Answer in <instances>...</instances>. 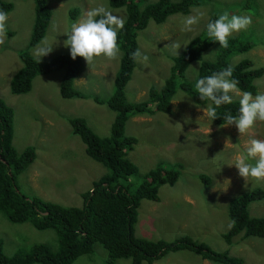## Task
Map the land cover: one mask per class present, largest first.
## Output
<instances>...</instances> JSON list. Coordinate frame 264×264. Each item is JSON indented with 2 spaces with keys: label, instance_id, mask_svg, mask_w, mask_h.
I'll return each instance as SVG.
<instances>
[{
  "label": "rangeland",
  "instance_id": "obj_1",
  "mask_svg": "<svg viewBox=\"0 0 264 264\" xmlns=\"http://www.w3.org/2000/svg\"><path fill=\"white\" fill-rule=\"evenodd\" d=\"M4 1L12 2L13 9L9 12L7 35L4 43L0 44V97L13 109L14 147L23 151L31 145L36 152L33 163L17 176L18 190L27 196H39L65 206L81 207L83 198L80 193L90 189L91 181L107 173L108 169L86 154L85 144L78 135L72 133L68 119L82 117L97 135L110 133L115 113L106 104L95 103L93 98L106 100L111 96L121 51L119 49L115 60L101 56L95 58L89 66L83 58L82 76L73 80V87L84 93L85 98L61 96L59 86L65 74L62 67L37 75L29 92L13 94L9 89V80L22 65L19 52L29 45L34 2ZM241 2L243 4V0H199V5L191 6L187 13L170 15L163 23L158 24L149 19L147 27L137 34L141 57L136 58V65L126 84V99L131 103L141 102L147 99L151 86L159 88L170 74L173 57H177L173 45L182 44L177 50L179 56L187 46L183 44L202 32L212 13L228 12L230 15L246 14L251 17L248 29L233 33L232 36L236 35L242 41L258 46L247 53L232 56V63L250 58L255 67L264 68V44L260 42V39L264 40V0H253L254 4L248 9L240 6ZM100 5L106 6L123 19L126 16L125 7L112 8L109 0H49L51 17L46 34L33 49L28 48L30 54L34 56L33 50L44 40L56 44L40 60L46 61L54 55L68 53V49L63 46L66 37L58 34L73 22L70 10H78V21L84 13ZM197 13H204L200 23L193 26L191 32L182 31L183 18ZM212 51L216 52L210 46L207 53ZM143 56L148 59L144 60ZM194 65L185 71L191 80L195 79L198 68ZM183 79L186 80L185 75ZM255 84L263 88L264 93V75L256 79ZM188 100L191 98L172 102L170 113L156 111L152 115H137L130 117L126 123L125 133L137 138L136 145L127 152V157L137 165L138 173L122 180V184L129 186L131 193L141 183L143 174L156 165L171 169L174 163L181 164L175 184L159 187V201L144 199L140 203L138 215L149 221L150 232L146 229L137 230L136 235L148 239L171 240L190 234L216 251H228L232 256L241 257L246 264H264V237L245 238L241 232L234 236L231 244L223 238V233L231 226L227 214L229 201L243 191L255 187L264 189V180H245L234 165L221 164L218 171L217 163L230 162L251 138L264 139V122H257L246 133L240 134L234 125H212L213 120L202 117L207 107L194 104L185 107ZM151 107L154 108L153 105ZM185 117L188 122H185ZM225 179L230 181L226 189L227 181L219 183ZM248 211L251 216H263L264 198L249 203ZM161 216L165 220L164 228L159 227ZM0 239L8 257H12L18 250L29 252L36 243L48 245L53 252L58 248L55 230L36 229L29 221L14 223L1 212ZM107 257L106 249L96 242L92 253L79 256L71 264H104ZM117 262L130 264V259L121 258ZM151 264L214 263L191 251L182 250L171 251Z\"/></svg>",
  "mask_w": 264,
  "mask_h": 264
},
{
  "label": "trees",
  "instance_id": "obj_2",
  "mask_svg": "<svg viewBox=\"0 0 264 264\" xmlns=\"http://www.w3.org/2000/svg\"><path fill=\"white\" fill-rule=\"evenodd\" d=\"M34 20L30 33L29 45L19 52L21 65L9 80V89L13 94L27 92L32 87V81L37 75L47 74L50 69L62 67L66 70L59 86L64 98H85L86 95L74 89L73 79L81 71L80 57L75 60L70 55H55L46 61L37 60L30 54L28 48L34 47L46 34L51 9L49 0H34ZM112 8L125 7L126 17L123 29L117 34V43L122 52L119 69L113 83V92L106 100L94 97L98 104H106L115 112L110 133L97 135L82 117H70L68 122L73 134L80 137L85 144V152L93 160L108 169L92 182V186L82 193L83 205L65 206L42 199L39 196H27L18 190L17 176L26 170L36 158L35 148L26 146L18 151L13 145V109L0 97V212L11 222L23 223L29 221L36 229H53L58 237V248L51 251L48 245L36 243L29 252L18 250L12 257L3 252V242L0 239V264H71L79 256L92 252L93 243L100 242L108 251L106 264H118L119 258H129L130 264L153 263L165 254L173 251L188 250L198 254L214 264H245L244 260L232 256L228 251H216L204 242L197 241L187 234L174 239H148L139 237L134 231L138 221V208L144 199L159 201L158 190L164 184L174 185L179 178L181 164L174 163L171 169H165L161 164L145 172L141 183L131 193L129 186L122 180L138 173L137 165L127 157V152L134 148L137 138L125 133V126L130 117L140 114H153L156 111L170 113L172 99L176 98L177 89L191 95L189 105L207 107L208 101L200 100L195 93L194 80L185 74L187 66L198 61L196 76H206L225 67L233 68V77L238 80L243 91L257 93L254 80L261 78L264 68L255 67L248 58L232 63V53L248 51L253 44L242 41L239 37L229 38V47L221 48L219 42L210 41L206 34V24L200 34L190 38V42L178 57H173L169 77L160 89L151 86L147 101L131 103L125 98V87L130 74L136 65L132 53L137 50V31L143 29L149 19L163 23L168 16L189 11V7L199 4V0H109ZM246 4V5H245ZM253 0H243L240 3L248 9ZM13 9L12 2L0 0V10L8 14ZM72 21H76V8L70 10ZM218 13L211 14L210 19H216ZM215 48L209 54L216 55L215 60L203 57L207 47ZM33 49V48H32ZM206 53V52H205ZM191 71V70H189ZM186 76V80L183 79ZM195 76V78H196ZM30 91V90H29ZM28 91V92H29ZM149 103H155L153 110ZM238 101L224 105L218 109V116L213 121L225 123L223 115L226 112L236 114ZM201 176V175H199ZM203 177H206L203 175ZM207 180V179H206ZM204 180V183H207ZM264 198V189L255 187L233 197L227 206V214L231 226L223 233V238L231 244L234 236L243 232V237H264V215L251 216L248 205L254 200ZM164 228L165 221L160 220Z\"/></svg>",
  "mask_w": 264,
  "mask_h": 264
},
{
  "label": "clouds",
  "instance_id": "obj_3",
  "mask_svg": "<svg viewBox=\"0 0 264 264\" xmlns=\"http://www.w3.org/2000/svg\"><path fill=\"white\" fill-rule=\"evenodd\" d=\"M34 6H35V3H34ZM76 11L79 14L77 9ZM203 16H204V13H197L196 15H188L184 17L182 20V25H181L182 31L191 32L193 30V26L198 25ZM210 17L208 21L206 22V26H205L207 37L209 38L210 41L219 42V46L221 48H228L229 38L233 35V33H238L242 30L248 29L247 27L251 23V17L246 14L230 15L228 12H224L222 14H219L218 17L214 20L210 19ZM8 19H9V14L6 11L0 10V44L4 43V37L7 35L6 29L8 26L7 25ZM124 24H125V20L119 15L114 14L106 6L104 5L97 6L87 11L86 13H84V15L78 21H74L70 23L68 27H66L61 33L58 34V35L63 34L66 37L63 40V46L66 47L69 52L57 54L55 55V57L62 56V55H70L71 59L73 60H75L77 56L80 57V63H81L82 68H81L79 75L74 77L73 79V80H77L76 78H79L80 76H82V71H83V66H84L83 58L88 64V66L94 62L95 58H98L101 56L109 60H115L117 58L118 52H119V46L117 43V34L120 29H123ZM146 27L147 25L143 29H145ZM143 29L138 30L137 34L139 31ZM194 38L195 36H193L192 39ZM190 41H188L186 44H183V45H187ZM260 42L264 44V40L260 39ZM54 44L56 43H49L47 40H44L41 42L39 46H37L33 50L34 58L37 60L38 63L41 57L48 55L53 50ZM181 45L182 44H178V43L173 45L174 50H175L174 54L177 57H178L177 50L181 47ZM210 46L211 45H209L207 47V50L203 52V57H209L211 60H215L217 53L214 56L207 53ZM257 46L258 45L253 44V46L249 50H253ZM185 48H183L182 51ZM249 50L246 52H241V53H247L249 52ZM182 51H181V54H182ZM238 53L239 52L232 53L230 57ZM132 56L134 58L141 57V52L138 50V42H137V50L132 53ZM121 57H122V52H121ZM121 57H120V61H121ZM143 59L147 60L148 57L143 56ZM248 59L252 62V65H254L253 60L250 58ZM240 60L234 61V63L236 64ZM21 63L23 65V62ZM194 64H196L197 67H199V62L193 61L187 66V68ZM119 66H120V63H119ZM65 73H66V70H65ZM116 73H115V76H116ZM263 75H264V72L262 76ZM130 77H131V74H130ZM164 82L161 84V86L158 89L162 87ZM254 84H255V80H254ZM256 88H257L256 94H253L250 91L241 90L239 88L238 80L233 77V68L231 66L225 67L217 72H214L210 75H206L203 77H200L197 75L196 78L194 79L195 93L198 94L200 100L208 101L207 111L205 112L203 110L202 117H205L208 120L212 121L215 118L219 117L218 112H217L218 109L222 108L224 105H230L234 101H238L239 108L236 114H231L229 112H226L223 115V119L226 121L225 123L217 124L213 121L212 125L214 126L234 125L240 134L246 133L249 129L253 128L257 124V122H264L263 88L259 86ZM27 92H24V93H27ZM190 96L191 95L187 94L183 90L177 89V92H176L177 98L172 99L170 102L175 103L177 101H181L186 98H189ZM125 98H126V95H125ZM148 99H149V95H147V99L144 101H147ZM94 102L97 103L96 101ZM151 105H153L154 108H152ZM149 106L153 110H155V103H149ZM140 115H152V114L144 113ZM185 122H188L187 117H185ZM217 163H218V171L220 170L221 164H227L229 166L234 165L235 168L238 170V174L241 177H243L245 180H248V179H255L257 181L264 180V139L251 138L249 142L245 145L243 150L235 154L231 158L230 162L218 161ZM218 171H216L215 173H217ZM214 179H215V175H214ZM94 180H97V179H94ZM94 180H92L91 182H93ZM225 181H227V185L224 189L227 188L230 181L228 179L223 180V182L217 181L221 184H223ZM80 195L82 197V193H80ZM138 217L140 216L138 215ZM140 220H142L141 217H140ZM141 224L142 223L136 221L134 225V231L140 230ZM148 224H149L148 220H146L143 223L144 229L149 230ZM94 243H93L92 252L94 251ZM97 243L101 244L100 242H97ZM102 247L104 246L102 245ZM92 252H88L85 254H90ZM119 259H117L116 262ZM107 260H108V257L104 264H106Z\"/></svg>",
  "mask_w": 264,
  "mask_h": 264
},
{
  "label": "crops",
  "instance_id": "obj_4",
  "mask_svg": "<svg viewBox=\"0 0 264 264\" xmlns=\"http://www.w3.org/2000/svg\"><path fill=\"white\" fill-rule=\"evenodd\" d=\"M160 219L164 220V218L161 216ZM165 221V220H164ZM145 222V220H140V223L141 224V227H140V231H143L144 230V227H143V223ZM159 227H161V225L159 224ZM147 232H150L149 230L146 229Z\"/></svg>",
  "mask_w": 264,
  "mask_h": 264
}]
</instances>
